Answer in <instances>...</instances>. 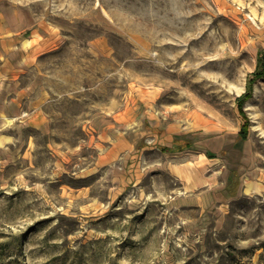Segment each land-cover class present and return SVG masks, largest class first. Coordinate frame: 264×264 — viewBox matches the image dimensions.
I'll return each instance as SVG.
<instances>
[{
  "label": "rangeland",
  "instance_id": "374dc122",
  "mask_svg": "<svg viewBox=\"0 0 264 264\" xmlns=\"http://www.w3.org/2000/svg\"><path fill=\"white\" fill-rule=\"evenodd\" d=\"M21 1L61 42L0 115V264H264V0Z\"/></svg>",
  "mask_w": 264,
  "mask_h": 264
},
{
  "label": "crops",
  "instance_id": "0c3cea01",
  "mask_svg": "<svg viewBox=\"0 0 264 264\" xmlns=\"http://www.w3.org/2000/svg\"><path fill=\"white\" fill-rule=\"evenodd\" d=\"M60 42L57 28L40 18L28 4L21 0H0V115L24 119L22 114L32 110L34 117L31 119L36 121L34 118L39 114L43 97L36 85L22 82L23 75L36 65L41 55L56 49ZM113 126L99 132L104 140H110L106 153L116 155L124 149H133L135 142L128 140L119 127ZM238 138L246 139L239 134ZM164 139L162 143L159 141V149L163 152L177 153L193 147L192 140L180 134L171 132ZM239 183L237 173L231 171L224 187L226 195L235 196ZM248 190L251 184L246 183L244 191Z\"/></svg>",
  "mask_w": 264,
  "mask_h": 264
},
{
  "label": "trees",
  "instance_id": "16d2710c",
  "mask_svg": "<svg viewBox=\"0 0 264 264\" xmlns=\"http://www.w3.org/2000/svg\"><path fill=\"white\" fill-rule=\"evenodd\" d=\"M259 65L258 66H264V54H262L260 57H259ZM263 69V68H262ZM261 72L262 71H260V73H259V69H257L256 71H254L253 72V75L254 76H258V75H260L261 74ZM240 99V98H239ZM238 134H239V136L241 137V138H246V135H245V133H244V131L242 130V129H240L239 130V132H238Z\"/></svg>",
  "mask_w": 264,
  "mask_h": 264
}]
</instances>
